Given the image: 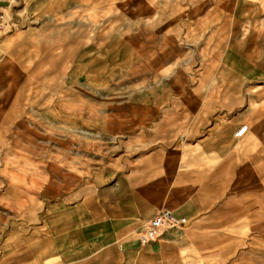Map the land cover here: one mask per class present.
Instances as JSON below:
<instances>
[{"label":"rangeland","instance_id":"rangeland-1","mask_svg":"<svg viewBox=\"0 0 264 264\" xmlns=\"http://www.w3.org/2000/svg\"><path fill=\"white\" fill-rule=\"evenodd\" d=\"M38 4L0 0V198L10 181L35 196L23 215L0 201V262L264 264V0H65L49 13ZM115 44L134 63L110 54L92 76L106 78L99 91L72 79L87 67L75 61L84 45ZM239 124L248 129L235 138ZM13 143L41 177L3 168ZM156 152L173 167H224L222 195L243 215L197 228L187 219L140 246L153 212L119 206L129 175ZM167 233L180 238L146 257Z\"/></svg>","mask_w":264,"mask_h":264},{"label":"crops","instance_id":"crops-1","mask_svg":"<svg viewBox=\"0 0 264 264\" xmlns=\"http://www.w3.org/2000/svg\"><path fill=\"white\" fill-rule=\"evenodd\" d=\"M64 1L65 0H38L39 7H37V10L41 13H49L54 7ZM117 42H120V40ZM108 46L110 47L103 46L101 51H99L96 45H84L85 49L83 53H81L75 61L77 65L80 66L85 64L87 67L82 70L79 68V71L73 70V73L71 74V77H73L72 79H77L79 75H82L86 77V87L94 91H99L94 83L97 80L104 81L106 78H93L92 76L98 74L102 75L103 68L106 65L111 64V60L109 61L110 54L111 57H113V62L115 64L134 63L130 60L128 61V58H131L129 55H124L121 56V58H118L117 55L119 54V51L116 46L119 47V44ZM99 53L103 55L102 58L98 56ZM98 66L103 67L99 68ZM99 70L101 71L99 72ZM71 77L70 80L72 81ZM138 97L139 99H143L145 95L139 94ZM240 125L241 124L236 128ZM246 136L248 139L251 137L249 134ZM249 143L250 142L246 140V143L244 142L243 146ZM13 145L16 146V149H12L13 151L10 150L2 156L4 163L3 168L7 169L9 166L18 167V171L21 172V175L12 174L13 177L21 176V178H23L31 177L32 175L41 177V172L38 171V168L33 166L34 162L31 160V157L23 153L25 148L20 149V146L17 143H13ZM29 150L31 151L32 149ZM157 156H160L157 152L152 154L151 157H153V159L150 166H141L138 170L135 169L134 175H129L127 204L119 207L133 210L134 215L140 217H144L150 212H153V216L158 209L164 207L173 208V212L176 215L183 216L189 220V228H197L217 223L227 224L238 214L241 216L243 215V207L241 204L236 203L235 205H232L231 201L225 198V195H222L224 187L230 186L232 183V176L228 178L224 167L214 168L210 172L208 170H201L197 167L179 168L178 166L173 167L172 165H168L166 162L167 160L163 159V156L160 157V159H157ZM28 168H32V170L29 171ZM210 190L214 194L211 197L208 194H205V192ZM48 191L46 193H48ZM238 197L240 200L241 194ZM0 201L5 202L9 208L15 210L21 215L24 214L23 211L26 209L29 210L35 206L34 192L29 188L26 190L21 189L14 181H10L7 192L0 198ZM214 219H219V221H215ZM178 237L180 238V234H165L161 239L162 242H155L150 248L145 250V256L149 258L157 257L159 255L158 252L162 249L161 246L165 243L170 244L179 240ZM19 241L20 240H18L17 237L13 238L10 242L11 244L4 247V258L9 254V251L17 246ZM2 263L4 264L5 262L2 260L0 264Z\"/></svg>","mask_w":264,"mask_h":264},{"label":"built area","instance_id":"built-area-1","mask_svg":"<svg viewBox=\"0 0 264 264\" xmlns=\"http://www.w3.org/2000/svg\"><path fill=\"white\" fill-rule=\"evenodd\" d=\"M3 24L0 21V31ZM248 126L240 125L234 131L235 138L243 137L247 132ZM187 223L183 216L176 215L170 208L164 207L158 209L155 214L145 222V227L139 233L137 242L140 246H145L157 239V237L167 229L177 228Z\"/></svg>","mask_w":264,"mask_h":264}]
</instances>
